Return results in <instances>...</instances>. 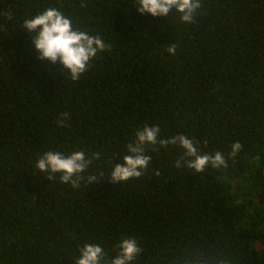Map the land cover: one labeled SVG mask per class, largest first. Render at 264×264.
Masks as SVG:
<instances>
[{"label": "trees", "instance_id": "obj_1", "mask_svg": "<svg viewBox=\"0 0 264 264\" xmlns=\"http://www.w3.org/2000/svg\"><path fill=\"white\" fill-rule=\"evenodd\" d=\"M49 7L111 45L79 81L40 60L22 27ZM137 7L0 0V264H75L85 243L111 264L124 239L142 248L132 264H264V0H202L192 24ZM145 123L223 152L228 167L178 169V145L149 147L141 178L110 182ZM50 150L100 158L74 189L36 168Z\"/></svg>", "mask_w": 264, "mask_h": 264}, {"label": "clouds", "instance_id": "obj_2", "mask_svg": "<svg viewBox=\"0 0 264 264\" xmlns=\"http://www.w3.org/2000/svg\"><path fill=\"white\" fill-rule=\"evenodd\" d=\"M138 6V7H137ZM133 7L143 14L153 17H168L170 13H178V20L184 24H192L198 10L202 8V0H133ZM11 18V13H7ZM23 29L33 35L35 49L39 59L57 62L64 66L71 74L73 81H79L85 74L90 62L98 53L109 52L111 45L106 44L99 35H89L87 32L73 29L72 21L63 12L55 7H49L39 12L34 17L26 19ZM177 44H170L167 52L175 55ZM70 118L69 112H62L56 123L61 127L67 126ZM198 140L189 139L186 135H173L171 138H161V128L147 123L142 129H137L135 138L126 145L129 155L123 157L124 164L115 165L111 171L110 182L121 183L139 179L148 170L152 156L146 154L149 147L158 152L160 148L167 149L179 146L182 154L176 159V168L186 167L195 173H204L209 165L214 169L227 168L228 158L221 151L201 154ZM206 144V141H205ZM231 151L227 157L235 159L242 151L243 145L237 141L230 145ZM100 158V153L86 156L84 151H75L65 154L60 151H47L36 161V168L44 173L49 180L58 176L59 182L70 184L72 188H79L84 173L87 172L95 159ZM159 176V173H155ZM97 181L95 175L88 177L89 183ZM119 253L111 260V264H132L142 248L135 239H124L118 245ZM80 255L75 264H101L105 257L103 248L98 244L85 243L80 248Z\"/></svg>", "mask_w": 264, "mask_h": 264}]
</instances>
